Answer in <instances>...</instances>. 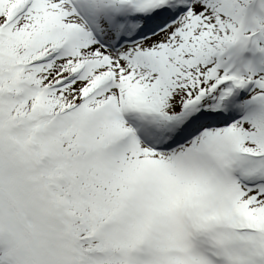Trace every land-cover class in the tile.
Returning a JSON list of instances; mask_svg holds the SVG:
<instances>
[{"label": "snow or ice", "instance_id": "obj_1", "mask_svg": "<svg viewBox=\"0 0 264 264\" xmlns=\"http://www.w3.org/2000/svg\"><path fill=\"white\" fill-rule=\"evenodd\" d=\"M0 264H264V0H0Z\"/></svg>", "mask_w": 264, "mask_h": 264}]
</instances>
